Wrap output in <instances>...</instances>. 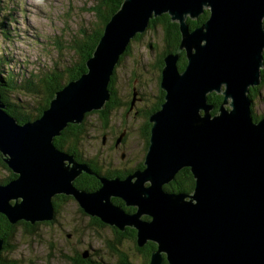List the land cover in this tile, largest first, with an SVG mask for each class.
I'll use <instances>...</instances> for the list:
<instances>
[{
  "label": "water",
  "instance_id": "obj_1",
  "mask_svg": "<svg viewBox=\"0 0 264 264\" xmlns=\"http://www.w3.org/2000/svg\"><path fill=\"white\" fill-rule=\"evenodd\" d=\"M204 10L205 22L191 29L186 20ZM163 14L177 24L180 39L162 58L163 102L147 119L144 168L123 179L98 177L94 191L79 189L74 181L90 168L53 139L104 106L128 43ZM263 50L264 0H123L86 72L55 92L40 117L19 124L0 97V158L16 175L0 185V214L11 225L48 222L53 198L71 196L85 215L119 232L134 229L138 248L153 243L149 264H264V117L253 120L250 95L262 81ZM212 93L223 98L214 114ZM184 168L193 178L191 193L165 191Z\"/></svg>",
  "mask_w": 264,
  "mask_h": 264
},
{
  "label": "rangeland",
  "instance_id": "obj_2",
  "mask_svg": "<svg viewBox=\"0 0 264 264\" xmlns=\"http://www.w3.org/2000/svg\"><path fill=\"white\" fill-rule=\"evenodd\" d=\"M98 1L0 0V56L4 55L8 60V63L0 68L1 71L10 70L17 75L23 71L25 77L20 75L23 78L18 83L20 86L34 72L39 73L40 69L42 71L54 69V72L62 79V87L68 82L78 79L86 72V66L85 71L76 79L66 82L67 70L77 64L80 58L79 54L72 49L70 42L76 34L77 41H85L93 31L100 27V21L91 11ZM148 29L149 27L145 29L143 32L145 34L140 40L133 37L128 43L123 53L125 56L115 71L116 85L113 86L123 102L128 99L132 102L133 93L138 96L141 101L137 104L138 108L146 111L151 105L154 108L158 103L159 85L156 80L160 73L154 66L157 57L162 53L159 29ZM151 45L154 47L151 48ZM92 53L87 59L92 57ZM9 59L13 61L9 62ZM17 60L27 61V64L24 65L26 67H23V63H21L22 66H19ZM134 74L137 77L133 79ZM15 78L20 80L18 77ZM132 84L136 86L137 92L131 91ZM129 85L130 87H128ZM17 90L13 101L21 100L23 104L37 105L40 95L37 97H34V94L28 95L23 87H19ZM110 97L111 94L105 104L110 102ZM252 100H254L253 113L256 116L264 115V87L255 93ZM105 104L96 111L97 114L109 107ZM126 105L128 103L124 106L126 107ZM123 108L113 110L110 119L111 126L118 127L121 121L120 114L124 112ZM146 111L140 118L131 117L126 121L129 137H127L124 146L117 151L109 149V142L103 146V134L105 133H101L98 115L86 112L87 116L84 115V118L77 124L80 125L86 120L87 131L83 136L82 147L85 154L89 158L97 155L104 160L106 164L102 161V168L106 172H108V168L117 169L123 166L128 168L143 162L147 146L145 147L141 128L146 121L148 122L145 120ZM33 113H36V109ZM108 132L110 131L108 130ZM121 154H123V159L120 158ZM108 163L111 167H108ZM91 173L95 174L93 171ZM108 175L113 178L111 172H108ZM6 176L7 173L0 169V179ZM68 198L64 200L57 216L54 212L53 220L40 222L44 225L36 226L32 231V236L21 234L20 230L16 229V238L12 243L14 249L6 256L15 264H70L66 256L74 258L76 255H82L88 251L89 258L86 257L84 260L89 261L90 259L89 264H121L118 256L107 247V243H113L116 240L113 230L110 227L100 229L92 226L88 215L79 213L76 200L71 196ZM49 222L51 225L47 224ZM23 223V221H17L12 223V226L18 227V224ZM116 247L127 256L129 264H144L142 256L134 250L133 242L126 239L121 245L116 243ZM165 263H167L166 260Z\"/></svg>",
  "mask_w": 264,
  "mask_h": 264
},
{
  "label": "trees",
  "instance_id": "obj_3",
  "mask_svg": "<svg viewBox=\"0 0 264 264\" xmlns=\"http://www.w3.org/2000/svg\"><path fill=\"white\" fill-rule=\"evenodd\" d=\"M123 0H99L98 4L91 8V11L95 14L96 18L100 21V27L93 31V33L85 39V41H77L75 35V38L71 39L70 45L72 49L75 50V53L79 54V62L75 65H73L72 68L67 70V81L76 79L81 73L85 71V60L90 56V54L93 52L95 46L98 43L99 38L102 34L103 26L107 23L109 18L118 10V8L121 6ZM208 17V11L204 10V13H202L196 20H190L187 19L186 23L189 25L191 29L196 28L200 26L202 23L205 22V20ZM156 30L159 29L160 38L162 41V53L159 55L156 59V64L154 67L157 68L158 72L160 73V70L162 68V58L165 56V54L170 52H175L178 45H179V31L178 26L176 23L170 21V17L167 14H163L159 17H154L150 20V25L148 30ZM143 34H138L135 36L137 39H141L144 36ZM154 47L151 45V48ZM150 48V47H149ZM157 49V47H155ZM125 54L121 55L120 62L117 64L108 85V89L110 91L111 97L110 102L106 103L105 105H108L109 107L106 108L104 111L102 110L99 114H97L96 111L90 112V113H96L99 118L98 121L103 123V125L106 128L109 126L110 122V114L113 110H117L119 107L123 105V102L121 98L119 97L117 91L114 89L113 86L116 85V78H115V71L117 67L120 65L121 61L123 60V57ZM184 55L182 54L180 56L179 62H178V68L180 71L184 69V65L186 63L185 59L183 58ZM12 62L13 60L9 59V62ZM8 63V60L4 55L0 56V68L2 66H5ZM26 67L24 65L27 64V61H21L17 60V64L19 66ZM40 72H34L30 78H26V80L23 82L22 86H20L18 83L21 82L23 79L22 77H25L23 75V71H21L20 75H17L14 71L8 70L7 72L1 71L0 69V97L3 102V104L6 107V112L14 117L19 124H25L27 122H31L35 120L36 118L40 117L42 114V111L45 110L48 107L49 101L51 98H53L54 93L59 90L63 84L61 85L62 79L60 78V75L56 74L53 70L48 71H42V69L39 70ZM262 73V81L258 89L264 87V71H261ZM15 77L20 78V80L16 79ZM160 79V74L158 76V83ZM23 87L27 92L28 95L34 94V97H37L40 95L39 101L36 106H32L30 104H23L21 100L13 101L14 95L17 94L18 88ZM136 91V90H133ZM159 95L158 103L155 105L154 108L151 107L146 111L145 114V120H147L149 114L155 110L159 109L160 103L163 101V92L159 89L158 90ZM209 102L214 106L212 114L216 113L220 104L222 103V96L217 94H210L208 96ZM34 109H36V113L34 112ZM251 110L252 106H251ZM87 115L85 114V117ZM264 117V115H261L260 117H253L254 121H257ZM86 120L83 121L80 125L75 124H69L62 132L59 137L54 138V146L58 148L61 151H64L70 155H73L78 162L86 163L88 167H90L92 170L95 171H101L102 173L108 175V172L103 170L102 166H97V158L96 157H90V159L83 150V136L86 134L87 129L86 127ZM147 124L146 129L141 131L142 138L145 143V147L148 145V137H149V123L146 121ZM82 144V146H81ZM139 169H143V162H139ZM0 169L4 170L7 173V176L3 179H0V185L6 184L9 180L15 178L16 176L10 171L7 166L2 162L0 158ZM74 185L79 188L86 191H94L96 190L100 185L98 181L95 178H92L91 176L81 175L74 181ZM194 186L192 175L188 168H184L181 171H179L172 182L164 186L165 191L167 192H184V193H191ZM65 199H69L67 196L63 195H57L53 198V205L55 209V216H57L58 211L62 204L64 203ZM112 202L116 205H121L123 209L128 212L131 210V208H126L120 200H117L115 198L112 199ZM79 213L84 215L83 212L79 209ZM93 218V217H92ZM144 219H149L148 217H143ZM91 225L96 228H109V226L101 223L98 219L93 218L91 219ZM49 225V223H47ZM19 226H12L9 224L7 219L0 214V238L3 240V248L0 252V264H15L13 260H10L9 257L6 256L7 253H10L14 247L13 242L16 238V229H19L20 233H25L29 236H32V231L34 230V226H31L28 223L18 224ZM110 229L113 230L116 240L113 243H107L108 249L115 255L118 256L121 264H129L127 261V256L122 253L117 247L116 243L118 245H121L123 241L133 242L135 251L139 253L144 261V264H149L150 262V254L152 251L155 250V245L151 242H148L143 248H138L136 245V238H135V230L131 228H127L124 230V232H119L116 228L110 227ZM66 259L70 261V264H89V261H85L82 259L81 255H76L74 258L66 256ZM164 264H167L164 262Z\"/></svg>",
  "mask_w": 264,
  "mask_h": 264
},
{
  "label": "flooded vegetation",
  "instance_id": "obj_4",
  "mask_svg": "<svg viewBox=\"0 0 264 264\" xmlns=\"http://www.w3.org/2000/svg\"><path fill=\"white\" fill-rule=\"evenodd\" d=\"M263 62H264V50H263ZM261 71H264V69L261 70ZM136 77L137 76L134 74L133 75V79L136 78ZM140 77H138V78L140 79ZM128 87H130V85ZM258 87L250 89V95H251L252 98L255 97V93L259 90ZM130 89H131V91L136 90V86L134 84H132ZM131 100H133V95H132V99ZM129 101H130L129 99H128V101H125V102L122 101L123 105L118 108V109H120V108L124 107L123 110H122V111H124L123 114H120L121 121L118 124V127L111 126L110 122H109V126H107L106 128H103L105 126L103 125V123L100 122V127H101V130H102L101 133H105V134H103V146L106 145L109 142V149L112 150V151H117L118 149L123 147L124 143L126 142L127 137H129V135L127 134V129H126V121L129 118H131V117L140 118L142 116V114L146 111V110H144L142 108H138L137 104L141 103L140 98L138 96H136L134 98V101H132V102L131 101L129 102ZM253 101L254 100H252V104H253ZM127 103H128V105H126V107H125L124 105L127 104ZM251 112H252V117H260V116H256L253 113V110H251ZM112 113H113V111L110 114V119H111ZM146 127H147V124L145 123L143 125V127L141 128V131L146 129ZM120 128H121V130H119ZM108 130L110 132H108ZM91 157H96L97 158V166L98 167L102 166V161L106 164V162L104 160L100 159V157L97 156V155H94V156H91ZM120 158L123 159V154H121ZM74 159H75V157H74ZM81 163H83V162H81ZM139 164L140 163L134 164V166L128 167V168H125L124 166L121 167V168H117V169L108 168V172L112 173L113 178L114 177L125 178L127 175L132 174L134 171L141 170V169H139ZM108 167H111L109 165V163H108ZM90 170L93 171L95 173V175H97V177L94 174H83V175L91 176L92 178H95L98 181L100 186H101V184H100V181H99L98 177L109 178V179L111 178V176L105 175L101 171H95V170H92L91 168H90ZM115 199L120 200L118 198H115ZM120 201L123 202L122 200H120ZM128 212L130 213V212H135V211H134V209L131 208V210L128 211ZM89 218H90V222H91L92 221L91 219H93V218L92 217H89ZM42 224L44 225V223H35L32 226L36 227V226H39V225H42ZM125 229H127V228H125ZM92 264H94V263H92ZM96 264H98V263H96Z\"/></svg>",
  "mask_w": 264,
  "mask_h": 264
},
{
  "label": "clouds",
  "instance_id": "obj_5",
  "mask_svg": "<svg viewBox=\"0 0 264 264\" xmlns=\"http://www.w3.org/2000/svg\"><path fill=\"white\" fill-rule=\"evenodd\" d=\"M142 34H143V33H142ZM79 209H80V208H79ZM80 210H81V209H80ZM81 211H82V210H81ZM83 214H84V213H83ZM143 219H144V218H143ZM146 244H147V243H146ZM146 244H145V245H146ZM145 245H144V246H145ZM144 246H143V247H144ZM143 247H142V248H143ZM87 252H88V251H87ZM88 254H89V253H88ZM88 258H89V257H88ZM82 259H83V258H82ZM83 260H84V259H83ZM89 262H90V259H89Z\"/></svg>",
  "mask_w": 264,
  "mask_h": 264
},
{
  "label": "bare ground",
  "instance_id": "obj_6",
  "mask_svg": "<svg viewBox=\"0 0 264 264\" xmlns=\"http://www.w3.org/2000/svg\"><path fill=\"white\" fill-rule=\"evenodd\" d=\"M123 179V178H122ZM89 216V215H88ZM89 217H91V216H89Z\"/></svg>",
  "mask_w": 264,
  "mask_h": 264
}]
</instances>
